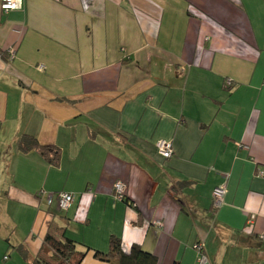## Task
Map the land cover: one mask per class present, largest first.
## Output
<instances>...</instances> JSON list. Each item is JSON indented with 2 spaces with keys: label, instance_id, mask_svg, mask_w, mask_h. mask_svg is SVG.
<instances>
[{
  "label": "crops",
  "instance_id": "0c3cea01",
  "mask_svg": "<svg viewBox=\"0 0 264 264\" xmlns=\"http://www.w3.org/2000/svg\"><path fill=\"white\" fill-rule=\"evenodd\" d=\"M52 223L80 264L112 237L161 264H264V0H0V264L34 263Z\"/></svg>",
  "mask_w": 264,
  "mask_h": 264
},
{
  "label": "trees",
  "instance_id": "16d2710c",
  "mask_svg": "<svg viewBox=\"0 0 264 264\" xmlns=\"http://www.w3.org/2000/svg\"><path fill=\"white\" fill-rule=\"evenodd\" d=\"M3 56L5 55L3 54ZM7 59L13 61L15 57L12 59L10 52H8ZM18 148L22 153H28L35 149L52 165L58 164L59 153L55 148L41 145L34 137L27 135L21 137ZM87 250L91 251L88 247ZM93 252L98 259L102 260L105 257L107 264H161L154 254L146 252L139 245H133L129 252H125L122 248L121 239L117 237L110 239V250L107 254ZM40 254V257L32 264H80L87 253H79L77 243L68 238L64 230L52 223L49 226ZM175 264H179V262Z\"/></svg>",
  "mask_w": 264,
  "mask_h": 264
},
{
  "label": "built area",
  "instance_id": "2783aa9c",
  "mask_svg": "<svg viewBox=\"0 0 264 264\" xmlns=\"http://www.w3.org/2000/svg\"><path fill=\"white\" fill-rule=\"evenodd\" d=\"M23 6V0H2V10L5 12L13 11L21 9ZM10 54L12 59L15 57V51L13 49H10ZM43 67L40 66V69ZM233 84L231 81L226 82V87L229 88ZM157 149L159 155L165 159L169 160L174 156V148L173 144L170 141H159L157 143ZM125 190L126 187L122 182H118L114 186V192H115V198L117 200H123L125 197ZM227 195V186L226 184H223L221 186H218L213 191V209L219 210L225 205V197ZM58 198V209L62 213L68 212L73 203H74V196L71 193H60L57 195ZM255 216L252 215L249 217L247 224L250 226L255 221ZM205 248V245L203 243L196 246V250L201 253L203 249Z\"/></svg>",
  "mask_w": 264,
  "mask_h": 264
}]
</instances>
